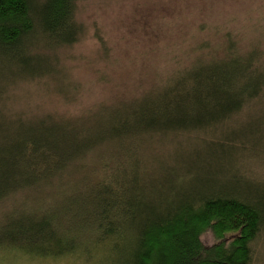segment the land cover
<instances>
[{"label":"trees","instance_id":"16d2710c","mask_svg":"<svg viewBox=\"0 0 264 264\" xmlns=\"http://www.w3.org/2000/svg\"><path fill=\"white\" fill-rule=\"evenodd\" d=\"M80 1L0 0V249L93 264H261L264 33L251 38L242 21L216 15L219 0H201L185 29L198 32L196 47L166 81L136 87L95 121L82 109L16 112L17 88L69 73L59 51L84 35ZM67 76L62 103L78 92ZM180 134L239 163L230 185L199 186V165L176 171L143 151Z\"/></svg>","mask_w":264,"mask_h":264},{"label":"rangeland","instance_id":"374dc122","mask_svg":"<svg viewBox=\"0 0 264 264\" xmlns=\"http://www.w3.org/2000/svg\"><path fill=\"white\" fill-rule=\"evenodd\" d=\"M214 3L217 4L213 10L216 15L237 19V23L242 21L243 27L247 25L251 32V38L264 33V0H219ZM190 5L196 7L192 10V16H189L187 8ZM202 5L201 0L80 1L75 17L83 24L84 35L74 46L59 51L69 73L66 74L61 68L50 76L47 86H43L46 85L44 83L39 84V87L26 84L17 88L12 109L27 114H38L40 110L78 113L82 109L85 112L91 111L95 121L103 108H109L139 93L141 88L136 87L147 88L151 80L158 83L166 81L171 77L172 69L189 60L190 51L196 47L192 39L198 32H187L185 29L191 20H199L201 16L197 8ZM98 29L103 36L101 40L96 35ZM205 34L203 31L202 35ZM103 40L105 47L112 50L109 61L104 57ZM47 53L53 62L56 52ZM144 68L148 74H141L140 70ZM100 71L107 77V82L100 79ZM149 74H152V78ZM66 75L77 81L78 92L72 94L74 100L62 103L59 100L62 94L55 91L58 82ZM48 87L46 94L44 91ZM154 141L158 148L143 149L153 158L154 163L169 160L168 164H172L171 168L176 171L199 165L202 169L197 180L199 186L210 183L230 185L231 176L228 171L230 168L235 170L239 165L230 156H219L222 154L202 149L204 144L192 135H162L155 137ZM197 149L203 151L201 157L193 156ZM246 165L250 169L251 164ZM252 168H255L253 174L258 171L262 173L256 166ZM203 239L207 243L213 241L210 234L203 236ZM257 249L260 262L264 264V235L259 239ZM84 258L74 255L55 259L0 249V264H93L91 261H96L93 257L86 263Z\"/></svg>","mask_w":264,"mask_h":264}]
</instances>
